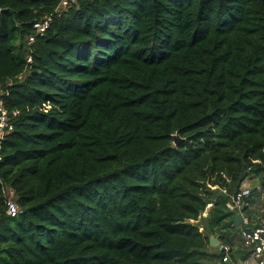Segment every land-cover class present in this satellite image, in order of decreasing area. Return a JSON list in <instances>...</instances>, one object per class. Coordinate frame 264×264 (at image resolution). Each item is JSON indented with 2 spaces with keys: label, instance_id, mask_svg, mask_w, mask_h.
Returning <instances> with one entry per match:
<instances>
[{
  "label": "trees",
  "instance_id": "trees-1",
  "mask_svg": "<svg viewBox=\"0 0 264 264\" xmlns=\"http://www.w3.org/2000/svg\"><path fill=\"white\" fill-rule=\"evenodd\" d=\"M58 4L0 0V264H233L264 229V0Z\"/></svg>",
  "mask_w": 264,
  "mask_h": 264
},
{
  "label": "built area",
  "instance_id": "built-area-1",
  "mask_svg": "<svg viewBox=\"0 0 264 264\" xmlns=\"http://www.w3.org/2000/svg\"><path fill=\"white\" fill-rule=\"evenodd\" d=\"M77 0H59V4L56 8V13L62 12L66 10L70 5L75 4ZM51 19L50 17H46L42 21H36L33 25L34 33L28 37V45L34 43L36 36L42 35L49 28ZM28 62H31V59H28ZM17 112L12 113V116L16 115ZM12 118L10 113L5 107L4 100L0 98V141L13 130ZM4 192L8 189L3 188ZM10 190V189H9ZM11 191V190H10ZM11 194V192H10ZM250 195V186L245 181L240 191L233 198L232 203L229 204V208L231 210H236L237 214L241 215V209L244 206L245 199ZM7 209L8 214L11 217H16L20 210L15 204L14 201L11 200V197L8 198L7 201ZM243 223H246V220L243 218ZM240 238L245 247L249 248L252 251V255L255 259L254 264H264V229H257L252 231L243 230L240 233ZM224 252L228 251V248L223 247ZM228 261L227 257L223 259V262Z\"/></svg>",
  "mask_w": 264,
  "mask_h": 264
},
{
  "label": "crops",
  "instance_id": "crops-1",
  "mask_svg": "<svg viewBox=\"0 0 264 264\" xmlns=\"http://www.w3.org/2000/svg\"><path fill=\"white\" fill-rule=\"evenodd\" d=\"M250 186V181H246ZM230 253L234 258L233 264H254L255 259L249 249H245L240 234H236L233 238V247L230 249Z\"/></svg>",
  "mask_w": 264,
  "mask_h": 264
},
{
  "label": "water",
  "instance_id": "water-1",
  "mask_svg": "<svg viewBox=\"0 0 264 264\" xmlns=\"http://www.w3.org/2000/svg\"><path fill=\"white\" fill-rule=\"evenodd\" d=\"M173 138H174V144L175 145L178 144L180 141L179 137L177 135H174ZM233 223L235 228H239L243 224L242 215L240 214L235 215ZM209 244L211 247H217L219 246V239L215 236H211L209 239ZM221 251H224L223 247H221Z\"/></svg>",
  "mask_w": 264,
  "mask_h": 264
}]
</instances>
